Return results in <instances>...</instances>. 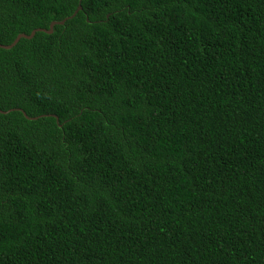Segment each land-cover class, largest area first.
I'll list each match as a JSON object with an SVG mask.
<instances>
[{"label":"trees","instance_id":"16d2710c","mask_svg":"<svg viewBox=\"0 0 264 264\" xmlns=\"http://www.w3.org/2000/svg\"><path fill=\"white\" fill-rule=\"evenodd\" d=\"M63 18L0 47V264H264V0H0V44Z\"/></svg>","mask_w":264,"mask_h":264},{"label":"water","instance_id":"95a60500","mask_svg":"<svg viewBox=\"0 0 264 264\" xmlns=\"http://www.w3.org/2000/svg\"><path fill=\"white\" fill-rule=\"evenodd\" d=\"M78 9H80V5H77L76 8H75V10H74V11L72 12V14L69 15L68 17L73 16V15L75 14V12H76ZM65 19H66V18H63L62 20H59V21H51V22L49 23L47 29L37 28V29H35V30H31L29 34L18 33V34L15 36V38L12 40V42H10L9 44H6V45H2V44H0V47H2V48H10V47H12V46L17 42V40H18L19 38H21V37H23V38H30V37L34 34V31H37V30H38V31H44V32H46V33H50V32L52 31V27H53V25H54L55 23H57V24H62L63 21H64ZM0 112H2V111H0ZM23 114H24V113H23Z\"/></svg>","mask_w":264,"mask_h":264}]
</instances>
